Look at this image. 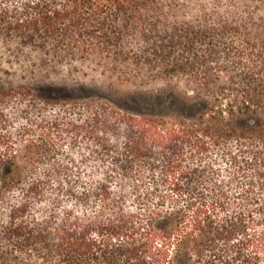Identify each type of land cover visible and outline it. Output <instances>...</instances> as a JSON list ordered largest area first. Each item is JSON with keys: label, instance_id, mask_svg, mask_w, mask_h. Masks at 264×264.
Returning <instances> with one entry per match:
<instances>
[{"label": "trees", "instance_id": "trees-1", "mask_svg": "<svg viewBox=\"0 0 264 264\" xmlns=\"http://www.w3.org/2000/svg\"><path fill=\"white\" fill-rule=\"evenodd\" d=\"M0 62L181 80L204 107L0 88V264H264V0H0Z\"/></svg>", "mask_w": 264, "mask_h": 264}, {"label": "rangeland", "instance_id": "rangeland-1", "mask_svg": "<svg viewBox=\"0 0 264 264\" xmlns=\"http://www.w3.org/2000/svg\"><path fill=\"white\" fill-rule=\"evenodd\" d=\"M30 89L37 98L96 100L135 116L194 120L204 109L191 88L176 79L126 83L92 64L34 73L0 62V88Z\"/></svg>", "mask_w": 264, "mask_h": 264}]
</instances>
